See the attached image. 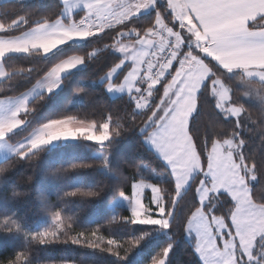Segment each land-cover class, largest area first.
<instances>
[{
	"label": "snow or ice",
	"instance_id": "6c2138e0",
	"mask_svg": "<svg viewBox=\"0 0 264 264\" xmlns=\"http://www.w3.org/2000/svg\"><path fill=\"white\" fill-rule=\"evenodd\" d=\"M21 8L33 10L21 15ZM146 10L154 14L140 20ZM105 37L110 43L102 48L60 55L46 68L9 70L7 65L14 56L47 58L65 46ZM104 51L116 58L98 82L109 95L119 94L123 109L103 106L98 119L92 113L81 118L66 112L41 122L23 139L10 136L30 120V97L43 100L65 73ZM26 75L39 77L30 91L8 95L9 86ZM5 82L7 87H0V150L11 167H0V189L11 168L20 161L34 164L55 141L83 140L110 149L117 138L136 131L169 182H162L167 187L150 182L139 174L141 164L131 165L138 171L125 177L102 153L99 167L116 181L114 190L129 210L127 216H112L108 226H178L192 264H264V188L256 191L264 175V0H162V6L161 0H57L53 11L42 14L21 0L20 7L0 12V84ZM73 95L83 101L91 93L78 83ZM201 115L208 117L202 129L197 124ZM138 117L146 118L137 123ZM92 166L70 163L52 175L64 177ZM103 191L99 184L89 191H57L64 208L39 195L38 212L49 225L30 231L10 206L31 192L13 187L0 204V234L22 246L0 264H34L33 246L49 245L127 257L149 232L118 240L106 238L100 226L77 230L74 216L65 223L73 199L87 202ZM189 194L190 201L183 203ZM173 246L163 247L151 264H168ZM62 264L75 262L63 258Z\"/></svg>",
	"mask_w": 264,
	"mask_h": 264
},
{
	"label": "trees",
	"instance_id": "16d2710c",
	"mask_svg": "<svg viewBox=\"0 0 264 264\" xmlns=\"http://www.w3.org/2000/svg\"><path fill=\"white\" fill-rule=\"evenodd\" d=\"M23 2L35 8L37 14L53 11L54 6L57 4V0H28ZM20 4V0L0 1V12L10 10L13 7H20ZM32 10V8H21L19 11L21 15H24L25 12ZM153 14L154 10L145 13L139 19H147ZM18 34L20 33H14V35ZM110 35L112 34L110 33ZM105 43H110L108 37H105L104 40L93 39L87 44L65 46L63 52L47 58L14 56L7 61V65L9 70L38 67V64H43L46 68L60 55H66L69 52L91 51L96 47L102 48ZM115 58L114 53L104 51L103 54L93 58L91 62H87L85 65L63 75L58 90L46 94L43 100H39V98L32 99L30 109L34 108V110L30 114V120L23 128L10 133V136L16 140L22 139L33 129L39 127L41 122H45L49 118H56L66 112L72 115L78 114L81 118L92 113L94 116L97 115L96 118L98 119L104 111L103 106L112 107L114 112L117 109H123L122 99L119 96H109L104 91L103 84L98 82L99 75H103L108 70L107 68ZM42 71L43 69L41 75H43ZM36 79H39V77L24 76L9 86L7 94L14 96L19 95L20 92H26L36 83ZM78 83L91 93L83 101L80 97L73 95ZM0 87H7V82L0 84ZM81 103H84L83 107H81ZM145 118L138 117L136 122L140 123ZM205 123H208V117L201 115L197 124L202 129ZM217 130H221V128L218 127ZM253 146L257 147L258 142ZM94 150L102 153L107 152L110 156V167L118 169L125 177L130 178L133 173L138 171L131 165L141 164L142 173H139L140 175H144L150 182H157L161 187H167L166 184L169 181L167 175L163 173L164 169L157 162L155 155L144 145L140 134L132 131L123 137L117 138L114 146L110 149H101L99 146L83 140L64 141L53 147H46L34 164L20 161L8 173L9 181L5 188L0 189V204L6 202V198L11 196L13 187L18 192H31L30 196L13 202L10 208L15 209L27 221V227L30 231H39L49 225L48 218L38 212L39 202L37 197L39 195L47 197L51 202L58 203L60 208H64L65 205L57 201V191H61V194L63 191L72 190L73 188L89 191L99 184L104 187V191L98 197L87 202L73 199L67 205L68 211L65 223H69L67 217L74 216L77 221V230H80L79 228L86 229L100 226L106 238L111 236L118 240L135 237L141 232H149L150 234L133 248L124 259H118L106 252L99 253L91 249H80L76 245H49L40 246L39 248L33 246L30 255L34 264H62L63 258L72 259L75 264H80V262L81 264H151L153 256L169 243H173L174 246L169 253L168 264H192L191 249L186 246L187 242L182 237L181 229L178 226L169 230H159L155 226L132 225L127 222L108 226V221L112 216H127L129 210L124 206L115 208L107 206L108 202L117 196L114 190L116 181L110 179L104 170L99 167V157L93 154ZM4 161L5 159L0 161V167H11V162L5 163ZM70 163H84L93 166L71 171L64 177L52 175V172L58 168L69 167ZM261 172L264 173V169H261ZM29 177H31V183L28 182ZM262 188H264V175L261 176L260 184L257 185V193ZM190 198L191 194L185 198L183 203L190 201ZM181 216L182 210L178 213L177 225ZM21 246L22 241L0 234V259L11 257L15 251L21 250Z\"/></svg>",
	"mask_w": 264,
	"mask_h": 264
},
{
	"label": "rangeland",
	"instance_id": "374dc122",
	"mask_svg": "<svg viewBox=\"0 0 264 264\" xmlns=\"http://www.w3.org/2000/svg\"><path fill=\"white\" fill-rule=\"evenodd\" d=\"M76 69V68H75ZM74 69V70H75ZM72 71V70H71ZM70 72V71H69ZM68 73V72H67ZM66 74V73H65ZM64 74V75H65ZM122 78V77H121ZM33 87V86H32ZM31 87V88H32ZM60 87V86H59ZM59 87L58 88H56L54 91H56V90H58L59 89ZM30 88V89H31ZM30 89H28L27 91H30ZM26 91V92H27ZM108 94V93H107ZM109 95V94H108ZM109 96H111V97H116V96H119V94H111V95H109ZM30 100H32V97H30ZM35 129H38V127L37 128H35ZM35 129H33V130H35ZM32 130V131H33ZM31 131V132H32ZM23 139V138H22ZM64 141H73V140H61V141H55V142H53L51 145H48V146H46V147H53V146H55L56 144H58V143H60V142H64ZM93 154L95 155V156H98V157H100V155L102 154V152L101 151H98V150H94L93 151ZM5 156H6V153L3 151V150H0V161H2V160H4L5 159ZM146 194L147 195H151V193H150V190H147V192H146ZM107 206L109 207V208H115V207H117V206H124V207H127L128 208V203H127V201L126 200H124L123 198H121L120 196H116V197H114L110 202H108V204H107ZM226 207L227 206H225V209H226ZM219 214H221L220 212L219 213H217V215H219Z\"/></svg>",
	"mask_w": 264,
	"mask_h": 264
},
{
	"label": "crops",
	"instance_id": "0c3cea01",
	"mask_svg": "<svg viewBox=\"0 0 264 264\" xmlns=\"http://www.w3.org/2000/svg\"><path fill=\"white\" fill-rule=\"evenodd\" d=\"M0 1H14V0H0ZM21 1V0H20ZM23 1H28V0H23ZM150 11H152V10H146L145 11V13H148V12H150ZM19 35V34H18ZM82 66V65H81ZM81 66H78L77 68H79V67H81ZM76 68V69H77ZM75 69V68H74ZM74 69H72V70H74ZM71 71V70H70ZM35 85V84H34Z\"/></svg>",
	"mask_w": 264,
	"mask_h": 264
}]
</instances>
